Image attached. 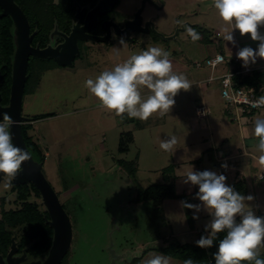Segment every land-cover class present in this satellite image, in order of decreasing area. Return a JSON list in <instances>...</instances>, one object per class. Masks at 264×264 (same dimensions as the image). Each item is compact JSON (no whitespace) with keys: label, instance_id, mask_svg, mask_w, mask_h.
Masks as SVG:
<instances>
[{"label":"rangeland","instance_id":"obj_1","mask_svg":"<svg viewBox=\"0 0 264 264\" xmlns=\"http://www.w3.org/2000/svg\"><path fill=\"white\" fill-rule=\"evenodd\" d=\"M143 2L120 0L115 19L133 21ZM64 10H49L43 18L27 11L32 33L37 26L45 39L66 18ZM151 16V35L134 44L126 38L84 44L73 65H49L37 80L32 76L23 97L25 134L39 151L33 161L41 164L72 227L61 264H182L170 255L172 246L197 245L201 231L210 238L237 217L264 214V180L258 178L264 109L234 120L218 83L207 81L234 65L212 71L195 66L228 54L225 40L236 13L225 0H168L161 10L146 8L144 18ZM179 24L186 30L177 32ZM170 33L177 37L159 39ZM258 92L264 98V88ZM201 106L210 112L206 119L197 117ZM6 123L0 122V166L15 162ZM216 155H227L230 168L220 166ZM237 172L242 176L236 180ZM164 175L186 197L185 206L142 196L151 185L164 184ZM8 178L0 182L5 212L23 204ZM26 202L46 211L40 195L30 192ZM156 208L164 223L158 239L148 225ZM240 232L222 260L264 251L263 231L247 226Z\"/></svg>","mask_w":264,"mask_h":264},{"label":"trees","instance_id":"obj_2","mask_svg":"<svg viewBox=\"0 0 264 264\" xmlns=\"http://www.w3.org/2000/svg\"><path fill=\"white\" fill-rule=\"evenodd\" d=\"M18 1L20 2V7L26 12L28 11L37 14L38 6L42 8L41 10L39 8L40 11H44V9L47 8L46 6H43L44 4L38 3L41 2V0H38V2L37 0ZM12 39V21L9 17H0V72L2 74L8 72L11 64L14 53ZM196 39L200 40L198 36ZM48 66L49 64L46 63V65L43 64V66L35 70L33 67L31 68L34 73L35 71L40 73L48 69ZM32 76L35 79L37 77L35 74L29 77L26 93H29L31 89L29 81ZM234 83L238 87H251L258 92V90L264 88V70H254L248 74L238 75L234 78ZM1 96L2 105H8V84L2 86ZM35 120L37 119H28L29 122ZM24 127L25 125L21 126V131L27 149L31 154L35 152L38 153L39 151L35 143L26 136ZM119 151L124 152V149H119ZM39 158L41 159V157ZM169 168L172 170V167ZM135 171L136 169H134V172ZM165 171L167 170L163 169V172ZM164 180L165 183L162 185H151L146 191L142 192V196L146 199L152 198L156 203L163 200H181L183 203L182 205L185 206L187 201L186 197L176 193L174 183H167L168 178L165 175ZM12 188L13 190H16L17 199L22 201L23 204L22 208L19 210L8 212L3 210L0 211V255L4 257L8 253L11 246V240L15 237L17 253L19 255L24 253L31 261L41 260L43 262L50 251L54 236V232L48 223L50 217L46 211H40L34 204L26 202V198L29 196L30 192L39 197V193L34 185H16ZM3 202L4 201L1 200L2 204ZM150 221L151 222L148 223L149 229L152 231V234L156 236L155 238L158 239L159 228L164 225L163 218H161L160 208H156ZM247 226L261 230L264 233V214H259L256 217L248 218L246 220H240V218L237 217L232 224L216 231L210 238H206L201 231L198 233L199 243L197 245L176 244L170 248V255L182 264H264V251L260 254L247 257H232L229 260L221 259V254L225 252L224 250L227 247L233 248L238 244L241 234L240 230ZM210 252H212L211 255L209 254Z\"/></svg>","mask_w":264,"mask_h":264},{"label":"water","instance_id":"obj_3","mask_svg":"<svg viewBox=\"0 0 264 264\" xmlns=\"http://www.w3.org/2000/svg\"><path fill=\"white\" fill-rule=\"evenodd\" d=\"M117 1L118 0H101L90 12H88L85 24H89L93 18L110 11ZM143 5L144 2L142 7ZM142 7L138 10L134 20L126 23L125 28L121 31H117V34L129 40V34L131 32L143 31L138 28L141 23L140 12L142 11ZM0 8L3 11L1 17L8 15L12 18L17 35V50L15 53L9 105L7 107L0 106V122L4 118L6 119L11 149L17 165H1L0 182L4 178L9 177L14 185H34L50 217L48 223L54 232L52 246L43 262L21 263L25 260L24 254L19 258H14L13 255L16 252V245L15 237H13L10 251L6 259L4 260L0 255V264H61L71 245L72 227L69 217L60 204L56 193L41 174V164L33 161L25 145L21 131V126L25 120L21 115L22 100L29 57L33 56L40 59L51 58L59 65H71V60L78 54L77 49L74 47V43L76 39H84L85 36L83 34L87 30V27L78 30L74 29L69 37L65 39L61 51L51 49L50 47L45 49H33L30 47L28 23L21 9L13 0H0ZM91 40L105 42L107 39L93 37ZM2 80L3 78L0 76V83ZM209 254L211 255L212 252Z\"/></svg>","mask_w":264,"mask_h":264},{"label":"flooded vegetation","instance_id":"obj_4","mask_svg":"<svg viewBox=\"0 0 264 264\" xmlns=\"http://www.w3.org/2000/svg\"><path fill=\"white\" fill-rule=\"evenodd\" d=\"M54 1L53 0H41V2H38V0H37L38 3H42V4H44L43 6L47 7L46 9H44V11L43 10L40 11L42 8H40V6H38L37 15H40L43 18L44 14L48 13L49 10L51 11V10H55V9L57 10L58 9L59 11H62V9L63 10L68 9V10H64L65 12L68 11L67 16L64 19V21H62V23L56 27L55 31H52V33L50 32L45 39H42L40 37L41 31L39 30V27L36 26L33 33H32V28H31V25H30L28 17H27V12L24 11L20 7V5H19L20 2L18 0L17 1L13 0V2L21 9L22 13L24 14V16L27 20L28 28H29L30 47L31 48H33V49H45L47 47H50L51 49H57L58 51H61L62 45L65 43V39L67 37H69V35L72 33V31L74 29L78 30V29H82L83 27H87V30L83 34L85 36L84 39H76V41L74 43L75 44L74 47H75V49H77L78 54L75 55L74 58L71 60V65H73L74 60H76V58L78 56H80V54H81L80 52L83 50L84 44L90 43L91 46H94L97 44L105 43V44L109 45L112 42H114L115 38L124 39V37L117 34V31L123 30L125 28L126 23L125 22H119V20L115 19V16H114L115 9H116V7L119 6L120 0L117 1L115 6L110 11H108L107 13H105L101 16L93 18L89 22V24H85L87 14L101 0H54ZM167 1L168 0H145L143 7L140 3V5L142 7V11L140 12L141 23L138 26V28L143 30V31L131 32L129 34V38H130V41L132 44L139 42V39H138L139 36L151 35V33L153 31H155V19L156 18L153 16L144 18V11L146 10V8L150 7V8H153L154 10H161L164 8ZM39 8H40V10H39ZM138 9H139V7H137L134 10V12L132 14V18H133L134 13ZM2 13H3V11L0 8V15ZM2 17H9V19L12 21V36H13L12 42H13V46H14V53L12 56V60H11V64H10L8 72L6 74H2L0 72V76L3 78L2 82L0 83V97L2 99V96H1L2 86H5L8 84V86H9V99H10L12 76H13V67H14V62H15V53L17 50V35H16V27H15V24H14L12 18L8 15L2 16ZM176 27H177L176 28L177 32L185 31V25L184 24H179ZM172 34L173 33H170L169 36L163 35L162 37H159V39H161L163 41L174 40L177 37V34H175L174 36H172ZM93 37L94 38H101V39L106 38L107 40L105 42H97V41L91 40V39H93ZM154 37H156V36L154 35ZM95 43H97V44H95ZM46 60L48 62H45ZM46 60L36 58L33 56L29 57L27 69H26V80H25V84H24L23 97L25 95H27L26 90H27V83H28L29 77L33 74L37 75V77H38L39 72L37 73L35 71V73H34L33 69L35 70V69L43 66V64L46 65V63H48L49 65L59 66V64H57L51 58H46ZM31 67H33V69ZM51 69L52 68H48L43 72H49ZM28 72H29V75L27 76ZM8 105H9V100H8ZM8 105H2V103L0 101L1 107H7ZM24 119H26V118H24ZM29 123H31V122H29ZM22 125H24V122ZM29 153H30V151H29ZM30 155L33 158V160H35L34 155L31 153H30ZM15 165H17L16 160L13 164H11V166H15ZM8 180L10 181L11 179L8 178ZM15 245H16V243H15ZM9 251H10V248H9ZM9 251H8V253H9ZM7 254L4 257H2L4 260L6 259ZM23 254L24 253H21L19 255L17 253V246H16V252L13 255V257L19 258V257L23 256ZM24 259H25L24 262H21V263H27L28 261L31 262V260H29L25 254H24ZM34 261H36V260H34Z\"/></svg>","mask_w":264,"mask_h":264},{"label":"crops","instance_id":"obj_5","mask_svg":"<svg viewBox=\"0 0 264 264\" xmlns=\"http://www.w3.org/2000/svg\"><path fill=\"white\" fill-rule=\"evenodd\" d=\"M225 1L232 7L237 18L230 21L232 34L229 33L227 39L225 38L226 52L228 54L224 56L229 60L234 54L241 55L240 62L233 63L234 66L232 67L239 68L242 65H246L252 71L264 70V12H261L264 10V0ZM226 31L228 30L226 29ZM236 120L239 121L240 119ZM215 158L220 166L226 163L229 167L228 161L230 158L227 155L221 157L216 155ZM254 159L258 161L256 158ZM238 173L234 177L236 180L242 176L238 175Z\"/></svg>","mask_w":264,"mask_h":264},{"label":"built area","instance_id":"obj_6","mask_svg":"<svg viewBox=\"0 0 264 264\" xmlns=\"http://www.w3.org/2000/svg\"><path fill=\"white\" fill-rule=\"evenodd\" d=\"M240 54H234L229 60L220 53L205 58L204 63H196L197 68L205 67L211 71L217 68L223 63H239L241 60ZM252 72V70L246 65L241 67H232L231 70L225 72L219 77H210L208 83L217 81L219 85V91L221 98L225 103L234 108V119H238L240 115L246 114L249 111H260L264 109V98L251 87H238L234 83V78L238 75H244ZM132 81V80H131ZM197 117L199 119H206L210 114L208 108L205 106L198 107L196 110ZM223 168V167H222ZM258 178L264 180V162L260 164V172Z\"/></svg>","mask_w":264,"mask_h":264}]
</instances>
